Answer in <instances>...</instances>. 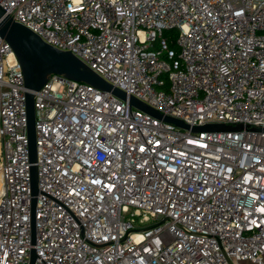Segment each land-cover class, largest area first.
I'll list each match as a JSON object with an SVG mask.
<instances>
[{
    "label": "built area",
    "instance_id": "1",
    "mask_svg": "<svg viewBox=\"0 0 264 264\" xmlns=\"http://www.w3.org/2000/svg\"><path fill=\"white\" fill-rule=\"evenodd\" d=\"M0 5L128 97L55 73L34 91L33 243L27 89L0 35V264H264V0Z\"/></svg>",
    "mask_w": 264,
    "mask_h": 264
},
{
    "label": "water",
    "instance_id": "2",
    "mask_svg": "<svg viewBox=\"0 0 264 264\" xmlns=\"http://www.w3.org/2000/svg\"><path fill=\"white\" fill-rule=\"evenodd\" d=\"M0 35L12 47L24 73L26 91V107H27V126L29 138V154L32 176V232L33 243L36 238L35 225V210H36V195L39 192L38 188V170L35 165L37 159L36 152V112H35V96L34 91L39 90L47 81L50 74H62L68 78L83 81L96 86L97 88L110 91L114 95L126 100L127 94L125 91L115 87L102 76L88 67L71 51L59 49L42 39L40 35L32 31L27 26L15 21L10 15L5 13L4 8L0 5ZM129 102L145 112H148L156 117H164L165 120L172 122L183 128H189V125L184 121L172 117L163 116L158 110L152 108L145 102L137 99L134 96L129 97ZM230 126L222 124H206L203 126H195L194 130H220L230 129ZM36 259V251L32 249L31 263L34 264Z\"/></svg>",
    "mask_w": 264,
    "mask_h": 264
},
{
    "label": "rangeland",
    "instance_id": "3",
    "mask_svg": "<svg viewBox=\"0 0 264 264\" xmlns=\"http://www.w3.org/2000/svg\"><path fill=\"white\" fill-rule=\"evenodd\" d=\"M177 36H178V30L177 29L168 30V31H165V33H164V37H166L168 39L170 47L174 48L175 50H178V47L176 45Z\"/></svg>",
    "mask_w": 264,
    "mask_h": 264
}]
</instances>
